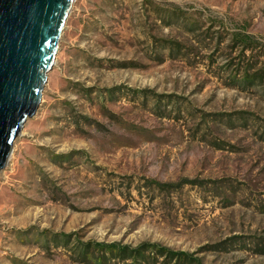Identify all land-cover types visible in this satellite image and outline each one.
Listing matches in <instances>:
<instances>
[{"label":"rangeland","instance_id":"1","mask_svg":"<svg viewBox=\"0 0 264 264\" xmlns=\"http://www.w3.org/2000/svg\"><path fill=\"white\" fill-rule=\"evenodd\" d=\"M152 245L264 264V0L71 4L0 170V264H151Z\"/></svg>","mask_w":264,"mask_h":264},{"label":"water","instance_id":"2","mask_svg":"<svg viewBox=\"0 0 264 264\" xmlns=\"http://www.w3.org/2000/svg\"><path fill=\"white\" fill-rule=\"evenodd\" d=\"M73 0H0V170L35 113Z\"/></svg>","mask_w":264,"mask_h":264},{"label":"trees","instance_id":"3","mask_svg":"<svg viewBox=\"0 0 264 264\" xmlns=\"http://www.w3.org/2000/svg\"><path fill=\"white\" fill-rule=\"evenodd\" d=\"M143 247L144 246L141 247V257H142L141 259H142V261H145V262L151 263V264H155V262H156L155 256L156 255L160 257V256L164 255L163 253H166L165 257L168 260L173 258V257H176L177 258L176 264H185L187 261V258H188L187 254H185L183 252H169V251H165L163 248H160V247H157L154 245L149 246V247L154 248L153 252H151V255L148 254V255L144 256V255H142ZM139 251L140 250H135L133 253L135 255H138ZM123 254H127V250L125 248H118V255H123ZM130 256H131V254H130Z\"/></svg>","mask_w":264,"mask_h":264}]
</instances>
